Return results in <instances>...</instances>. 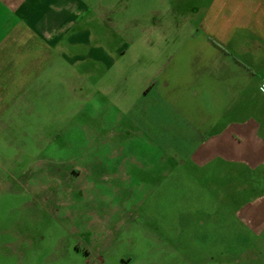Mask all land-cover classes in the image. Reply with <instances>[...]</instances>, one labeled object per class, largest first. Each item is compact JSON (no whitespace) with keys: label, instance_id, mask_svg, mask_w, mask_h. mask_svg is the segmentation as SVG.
Instances as JSON below:
<instances>
[{"label":"rangeland","instance_id":"1","mask_svg":"<svg viewBox=\"0 0 264 264\" xmlns=\"http://www.w3.org/2000/svg\"><path fill=\"white\" fill-rule=\"evenodd\" d=\"M71 1L76 25L0 118V264H264V231L231 215L264 203V167L190 159L207 117L250 116L264 138V68L229 107L178 52L198 0Z\"/></svg>","mask_w":264,"mask_h":264},{"label":"crops","instance_id":"2","mask_svg":"<svg viewBox=\"0 0 264 264\" xmlns=\"http://www.w3.org/2000/svg\"><path fill=\"white\" fill-rule=\"evenodd\" d=\"M76 12L71 0H0V118L12 117L24 107V91L48 65L50 59L47 63L45 59L52 56L50 49L60 42L61 34L76 25ZM192 17L195 42L178 52L195 57V72L210 75L227 94V105L233 106L236 96L244 94L246 85L264 68L257 63L264 59V0H198ZM86 31L83 42L89 43ZM76 41L74 35L67 40L70 44ZM92 49L98 60L109 57L103 48ZM122 53L121 45L117 54ZM258 89L264 92V78ZM189 121L196 124V119ZM206 123L204 128L209 131L200 136L190 156L194 165L217 160L244 171L264 167V138L259 137L260 125L253 118L220 122L207 117ZM261 200L249 199L231 212L235 222L252 234L264 231V220H258L264 219Z\"/></svg>","mask_w":264,"mask_h":264}]
</instances>
